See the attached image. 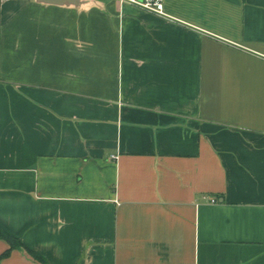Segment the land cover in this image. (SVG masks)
<instances>
[{
	"label": "crops",
	"instance_id": "1",
	"mask_svg": "<svg viewBox=\"0 0 264 264\" xmlns=\"http://www.w3.org/2000/svg\"><path fill=\"white\" fill-rule=\"evenodd\" d=\"M144 1L0 0V228L49 264H264V0Z\"/></svg>",
	"mask_w": 264,
	"mask_h": 264
},
{
	"label": "trees",
	"instance_id": "2",
	"mask_svg": "<svg viewBox=\"0 0 264 264\" xmlns=\"http://www.w3.org/2000/svg\"><path fill=\"white\" fill-rule=\"evenodd\" d=\"M0 240L5 241L8 244V249L2 254L0 255V262L7 258L8 256H10V254L14 251V250H25L28 252V254L33 257V259H35L37 262L41 263V264H49L48 261L41 255L37 254L36 252L30 250L29 248H27L23 242L15 237H13L12 235H10L9 233L5 232L3 229L0 228Z\"/></svg>",
	"mask_w": 264,
	"mask_h": 264
},
{
	"label": "water",
	"instance_id": "3",
	"mask_svg": "<svg viewBox=\"0 0 264 264\" xmlns=\"http://www.w3.org/2000/svg\"><path fill=\"white\" fill-rule=\"evenodd\" d=\"M40 4L66 6V7H81L93 4L95 0H36Z\"/></svg>",
	"mask_w": 264,
	"mask_h": 264
},
{
	"label": "built area",
	"instance_id": "4",
	"mask_svg": "<svg viewBox=\"0 0 264 264\" xmlns=\"http://www.w3.org/2000/svg\"><path fill=\"white\" fill-rule=\"evenodd\" d=\"M136 4H139L140 6L153 11L154 13H157L159 15H164V6L161 0H145L143 3L135 2ZM264 57V56H263ZM116 159V157H113ZM204 200H209V198L204 197ZM211 203H216L217 201L214 199L210 200Z\"/></svg>",
	"mask_w": 264,
	"mask_h": 264
}]
</instances>
